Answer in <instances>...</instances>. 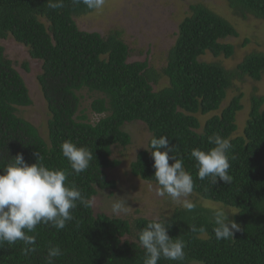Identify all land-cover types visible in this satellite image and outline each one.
<instances>
[{"label":"trees","instance_id":"1","mask_svg":"<svg viewBox=\"0 0 264 264\" xmlns=\"http://www.w3.org/2000/svg\"><path fill=\"white\" fill-rule=\"evenodd\" d=\"M225 1L238 17L264 22V0ZM64 5L50 9L47 0H0V174L18 153L29 165L37 163L39 153L47 167L69 173V184L81 190L90 206L77 202L74 219L63 230L40 224L28 233L36 236L35 252L25 255L22 241L0 245V264H47L48 249L55 246L63 254L54 264H143L145 251L138 235L152 220L130 223L95 216L91 205L100 193L117 189L116 181L108 179V171L122 163L113 158V149L131 145L126 126L135 123L145 124L151 136L148 149L131 164V175L158 186L150 141L167 136L194 182L190 194L194 210L177 207L170 216H160L171 225L169 236L185 242V259L161 258L158 264H264V97H253L241 135L236 134L243 96H235L222 108L236 80H262L264 53L246 56L234 69L205 61L208 54L231 59L235 48L228 40L239 33L204 4H191L166 66L158 70L147 60L129 63L131 54L121 31L106 35L81 31L77 20L95 10L73 0H64ZM9 39L41 63L38 81L50 115L46 137L21 116L33 101L24 78L6 57L2 42ZM23 68L30 72L27 63ZM162 78L169 84L159 88ZM85 96L92 100L90 109L83 108ZM89 111L99 120L93 123ZM200 116L209 118L202 123ZM214 134L230 140L231 184L198 178L191 151L214 147L209 143ZM65 140L93 153L86 171L76 174L71 169L61 150ZM202 201L235 212L230 219L241 230L235 232L234 240L216 239L212 214L202 208ZM129 236L133 242L124 240Z\"/></svg>","mask_w":264,"mask_h":264},{"label":"rangeland","instance_id":"2","mask_svg":"<svg viewBox=\"0 0 264 264\" xmlns=\"http://www.w3.org/2000/svg\"><path fill=\"white\" fill-rule=\"evenodd\" d=\"M200 3L226 19L239 33L238 38L228 40V43L235 48V54L231 59L227 60L223 57L215 59L208 54L204 58L205 61H215L221 63L226 69H234L246 56L255 52L264 53V22L254 17H249L247 20L238 17L225 0H105L102 9L80 17L77 23L80 30L84 32L106 35L113 30L121 31L130 50L129 63L147 60L152 67L161 70L166 66L168 52L176 42L181 21L190 13V5ZM2 45L5 47L6 57L14 62L18 72L24 78L33 101L32 107L22 109L21 116L46 137L50 115L38 81V77L42 74L41 63L32 60L28 51L12 39L2 42ZM25 63L30 67V72L24 70ZM168 84V80L162 78L159 88ZM239 95L243 96V110L237 116L236 135H241L246 127L253 97H264V76L260 82L249 78L244 81L236 80L222 108L227 107L230 101ZM83 102V108L90 109L91 98L85 96ZM87 114L93 123L100 118L90 111ZM208 118L209 116H200L202 123ZM126 131L130 133L132 143L127 148L113 149V158L122 163L117 169L108 171V179L116 181L117 189L102 192L93 198L91 205L94 215L104 214L128 220L130 223L139 218L154 220L160 219V216H170L174 209L183 207L182 204L174 202L170 197L158 196V186L143 182L133 177L130 172L131 164L136 160L139 152L148 149L151 135L146 125L131 124L126 126ZM118 197L125 199L126 213L113 214L111 204ZM192 197L189 195L187 199L193 202L195 199ZM200 204L211 214L218 207L203 201ZM231 212L235 213L232 210ZM124 240L134 241L131 236Z\"/></svg>","mask_w":264,"mask_h":264},{"label":"clouds","instance_id":"3","mask_svg":"<svg viewBox=\"0 0 264 264\" xmlns=\"http://www.w3.org/2000/svg\"><path fill=\"white\" fill-rule=\"evenodd\" d=\"M73 3H83L89 10H100L105 0H73ZM47 6L62 9L65 5L64 0H47ZM209 143L214 147L207 151L199 148L191 151L198 168V178L204 180L211 177L215 184L218 180L231 184L233 177L229 172L231 165L227 155L231 148L230 140L214 134L209 137ZM150 148L158 185L157 195L170 197L188 211L194 210L195 205L187 199L194 189L193 178L185 169L183 159L178 158L177 147L170 144L167 136H160L151 139ZM61 150L76 174L86 171L93 159V153L87 147H78L71 140H65ZM36 155L37 163L29 165L24 155L18 153L0 174V245L5 242L14 245L22 241L25 255L37 250L36 236L28 233L34 232L38 225L51 224L57 230H63L74 219L72 211L77 208V202L90 206L81 190L69 184L66 170L51 169L44 164L39 153ZM111 210L113 214L126 213L125 199L118 197L112 202ZM235 215L227 206H218L213 211V231L217 240H234L235 232L241 230L235 220L230 219ZM170 227L166 220L157 218L139 232L138 244L145 251L143 264H158L161 258L171 261L185 259V242L179 237L171 238L168 234ZM62 254L59 246L49 247L47 264H54L55 258Z\"/></svg>","mask_w":264,"mask_h":264}]
</instances>
